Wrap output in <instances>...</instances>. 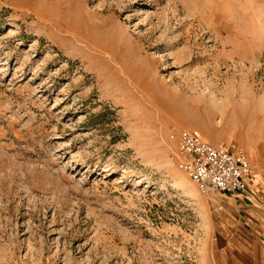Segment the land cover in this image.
Returning <instances> with one entry per match:
<instances>
[{
  "label": "rangeland",
  "instance_id": "obj_1",
  "mask_svg": "<svg viewBox=\"0 0 264 264\" xmlns=\"http://www.w3.org/2000/svg\"><path fill=\"white\" fill-rule=\"evenodd\" d=\"M182 130L264 177V0H0V264H225Z\"/></svg>",
  "mask_w": 264,
  "mask_h": 264
},
{
  "label": "built area",
  "instance_id": "obj_2",
  "mask_svg": "<svg viewBox=\"0 0 264 264\" xmlns=\"http://www.w3.org/2000/svg\"><path fill=\"white\" fill-rule=\"evenodd\" d=\"M176 158L179 169L204 194L252 195L248 188L251 166L243 152L214 146L196 133L182 130Z\"/></svg>",
  "mask_w": 264,
  "mask_h": 264
},
{
  "label": "crops",
  "instance_id": "obj_3",
  "mask_svg": "<svg viewBox=\"0 0 264 264\" xmlns=\"http://www.w3.org/2000/svg\"><path fill=\"white\" fill-rule=\"evenodd\" d=\"M248 188L252 195H219L241 213L237 223L241 242L231 244L235 252L225 264H264V177L251 165Z\"/></svg>",
  "mask_w": 264,
  "mask_h": 264
}]
</instances>
